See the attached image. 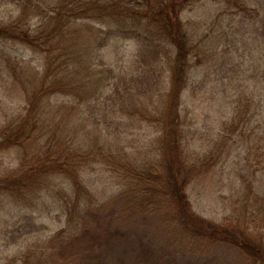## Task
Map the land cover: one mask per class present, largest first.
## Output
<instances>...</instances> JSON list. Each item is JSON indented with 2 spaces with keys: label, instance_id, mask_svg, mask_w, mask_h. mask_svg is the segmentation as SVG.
<instances>
[{
  "label": "rangeland",
  "instance_id": "374dc122",
  "mask_svg": "<svg viewBox=\"0 0 264 264\" xmlns=\"http://www.w3.org/2000/svg\"><path fill=\"white\" fill-rule=\"evenodd\" d=\"M33 1L0 0V24L19 20L34 28ZM181 18L192 39L181 112L184 156L199 169L187 188L193 209L233 223L249 203L262 217L264 0H190ZM132 28L134 38L118 34L108 20H72L74 50L88 78L81 92L43 100L45 133L63 119L61 130L79 165L78 187L65 173H40L36 185L32 177L14 183L16 171L46 157L47 134L28 149L2 145L5 129L28 115L45 60L23 41L0 37V264H77L75 254L90 255L93 264L101 257V264H135L136 240L171 249L170 264H253L235 246L173 237L174 204L165 194L149 199L137 186L136 173L162 164L166 152L176 50L152 41L148 23ZM76 233L79 241L68 247ZM94 240L100 245L92 247Z\"/></svg>",
  "mask_w": 264,
  "mask_h": 264
},
{
  "label": "trees",
  "instance_id": "16d2710c",
  "mask_svg": "<svg viewBox=\"0 0 264 264\" xmlns=\"http://www.w3.org/2000/svg\"><path fill=\"white\" fill-rule=\"evenodd\" d=\"M47 1H33L31 6L37 21L32 29L25 27L19 20L8 25L0 24V37L23 41L37 52L42 53L45 60L44 73L38 77L33 87V95L30 98L32 107L28 110V115L22 119L20 124L18 123L19 125L17 124L18 126L16 125V128L5 129L6 138L2 145L8 147L16 144L26 146L28 149L35 142L39 143V139L47 134L46 157H39L38 164L32 165L31 168L22 172L16 171L17 174L12 176L14 183L17 185V183L20 184L19 180L23 182L25 177H32L31 183L36 185L39 182L40 173L53 175L65 173L69 178L72 177L76 187L80 185L77 168L79 165L75 163L74 157H71L74 156L73 151L75 150L71 143L67 142L65 131L62 132L60 127L63 119H60V124L47 127L45 133L43 118L45 109L43 100L46 96L81 92L84 80L88 78V76L84 77L86 64L83 65L82 58L76 57L79 53H75L74 50L77 38L71 30L72 20L86 17L108 20L116 24L118 34L128 37L129 33H133L130 34L133 38L134 33L138 31H134L132 27L137 28L143 22L148 23L151 27L149 31L153 34L149 35L151 40L158 44H161L159 40L172 44L176 50V57L172 89L167 106L165 139H163L166 152L161 159V166L151 165L136 173L139 176L136 184L144 189L143 193L149 199L156 194H165L167 201L174 204L175 217L178 220L172 236L176 239L180 238L188 243L204 241L208 244L232 245L246 253L253 264H264V215L259 217L254 211L251 212L249 203H244L243 211L235 212L236 217L232 216L241 221L218 223L193 209L187 191L188 185L199 172L196 163H189L187 156H184L181 112V98L186 88L187 63L192 52V39L189 38L185 29L181 12L190 0H157V2L153 0H54L50 6L46 5ZM145 28L148 29L149 26ZM261 36L264 40V27L261 28ZM74 60H77L74 63L78 62L79 65H70ZM260 79L264 98V68ZM76 97L78 98L77 94ZM62 107L65 108L64 105ZM61 110L63 109H59L58 112ZM40 151L37 152L40 153ZM6 183H8L7 180L4 184ZM2 185L0 183V189ZM5 188L7 189V186ZM260 205L262 211L264 205ZM252 225L254 229L251 230ZM259 226H263L262 229ZM249 230L256 231V234H252ZM80 237L81 235L76 233V236L67 242L68 247L75 245ZM91 245L92 247L99 246L100 243L94 240ZM133 247L131 252L135 264H170L171 256L176 255L171 249L158 250L142 240H136ZM64 250L65 247H62L60 255ZM77 256L78 254L74 255L72 262L76 259L77 264H93L90 255L81 256V259L76 258ZM101 258L98 264L102 263ZM173 259L176 260L177 257Z\"/></svg>",
  "mask_w": 264,
  "mask_h": 264
}]
</instances>
